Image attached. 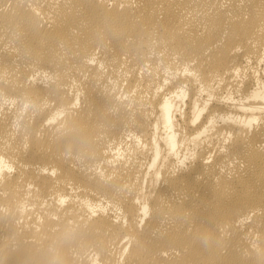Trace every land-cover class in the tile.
Here are the masks:
<instances>
[{
  "label": "bare ground",
  "instance_id": "1",
  "mask_svg": "<svg viewBox=\"0 0 264 264\" xmlns=\"http://www.w3.org/2000/svg\"><path fill=\"white\" fill-rule=\"evenodd\" d=\"M0 264H264V0H0Z\"/></svg>",
  "mask_w": 264,
  "mask_h": 264
}]
</instances>
